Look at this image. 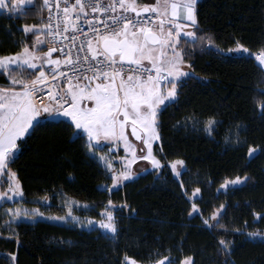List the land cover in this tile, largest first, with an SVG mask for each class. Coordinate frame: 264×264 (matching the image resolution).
I'll use <instances>...</instances> for the list:
<instances>
[{
	"label": "trees",
	"instance_id": "16d2710c",
	"mask_svg": "<svg viewBox=\"0 0 264 264\" xmlns=\"http://www.w3.org/2000/svg\"><path fill=\"white\" fill-rule=\"evenodd\" d=\"M44 14L42 0L0 12V59L33 45L29 30ZM194 31L179 48L195 74L156 117L159 170L112 187L109 162L66 118L37 122L6 167L26 202L48 198L57 212L69 196L95 219L112 210L115 232L47 220L8 232L0 224V264H264V64L242 51L264 50V0H199ZM207 41L225 53L202 49ZM209 119L211 136L192 127ZM177 160L181 181L169 167Z\"/></svg>",
	"mask_w": 264,
	"mask_h": 264
},
{
	"label": "crops",
	"instance_id": "0c3cea01",
	"mask_svg": "<svg viewBox=\"0 0 264 264\" xmlns=\"http://www.w3.org/2000/svg\"><path fill=\"white\" fill-rule=\"evenodd\" d=\"M198 1L199 0H128V6L131 9L149 8L150 10L158 12L164 19V22L157 24L150 31L158 34L159 38L154 39L150 36L148 39L146 37L147 42L144 44L141 52L138 53L137 50L135 52V59L154 65L166 74L160 93H157L159 88L158 79L142 81L125 76L95 79L90 82L86 81L68 87L72 96L84 97L88 101L84 106L77 107L79 110L82 109L91 116L96 113L95 119H90L85 123V132H82L79 123L73 119H69V115L67 119L74 123L86 136L90 147L92 150L94 149L96 151L100 160H107L109 162L112 160L110 158L111 153H117L115 142L116 139H120L117 133H108V129L105 127V119L112 118L120 130L121 124L123 123L117 121V115L121 108V104L124 105L125 115L146 131L144 141L149 133L147 124L151 123L156 136L155 143L159 142L156 123H154L152 116L157 114L166 103L172 101L175 97L177 84L180 81L189 75L195 74L191 65L184 61L179 44L182 39L194 40L196 37L194 30L196 28V4ZM22 4L26 7L32 6L34 0H1L0 12L10 9L15 12L22 11ZM29 31H34L36 34L33 45L31 47L26 46L17 54V66L10 67L8 64L7 66H0V72L3 71L6 74V81L0 80V84L2 85L15 81V77H9V73L12 71L14 72V69H16V73L22 76L17 81L18 85L23 86L22 89L15 90L11 88L10 90L0 86V92L9 90L13 93V97L18 95L21 98V100L15 104L14 112L8 116V122L18 120L22 112H24L26 116L24 119H19L17 127L12 132V135L16 136V145L14 146L16 153L18 151V141L29 134L33 126L42 120L34 106L30 91L32 88L47 84L52 80L49 78L51 74L49 66L47 67L43 64L39 66L36 61L32 60L35 54L42 55L45 58L47 52L46 28H44L43 25H39L31 27ZM114 39L121 41L124 38ZM92 46L95 48L96 44L92 42ZM112 46H115V43H113ZM19 65L20 69L17 72ZM35 66L37 68L35 69V77L31 81L23 80V76L27 74L22 73L21 70L23 68L31 70L33 67L35 68ZM139 98L145 100V103L137 104L136 99ZM0 107H2V105H0ZM149 114H151V120L147 119ZM124 125L127 127L126 124ZM125 129H127L125 130L126 140L132 138L129 128L127 127ZM109 137H112V140H110ZM132 140H127L132 144H128L126 147L120 146L123 150L122 155H124L125 158L131 156L132 153L136 151L137 145L133 142L134 140ZM12 148L13 147L9 145L4 147L6 151H10Z\"/></svg>",
	"mask_w": 264,
	"mask_h": 264
},
{
	"label": "built area",
	"instance_id": "2783aa9c",
	"mask_svg": "<svg viewBox=\"0 0 264 264\" xmlns=\"http://www.w3.org/2000/svg\"><path fill=\"white\" fill-rule=\"evenodd\" d=\"M43 8L47 52L45 58L35 54L32 60L39 66H49L52 80L30 91L41 119L67 118L72 109L84 106L88 101L72 96L68 87L95 79L118 76L142 81L158 79L157 93H160L166 77L164 72L139 59L134 63L126 62L102 47L106 38H124L140 53L147 42L145 34L164 22L158 12L136 13L128 6V0H43ZM202 49L220 51L210 41ZM250 56L264 63V50ZM8 63L16 66L17 54H11ZM57 67L59 70L52 73ZM0 86L22 89L10 84ZM136 102L141 100L136 99ZM124 109L121 104L118 122L129 120Z\"/></svg>",
	"mask_w": 264,
	"mask_h": 264
},
{
	"label": "rangeland",
	"instance_id": "374dc122",
	"mask_svg": "<svg viewBox=\"0 0 264 264\" xmlns=\"http://www.w3.org/2000/svg\"><path fill=\"white\" fill-rule=\"evenodd\" d=\"M28 7L22 4V11L26 10ZM10 11L12 10L10 9ZM42 25L44 28H46L44 21H42ZM0 66L2 67L7 66L5 58L1 59ZM19 69H20V65L18 67V70ZM35 69H37L36 66L35 68L33 67V69L31 70L36 72ZM24 76H23V80L27 81L28 76L27 75ZM9 77L10 78L15 77L14 78L15 81L10 82L12 85L22 86V85H18L17 82L18 79L22 77L19 73L12 71L11 73H9ZM13 96H14L13 93H11L9 90L6 92H0V105H2V107H0V224L1 226L6 231L13 232L15 224L21 221L34 222L37 220H47L65 225H70L73 227H77L79 229L92 230L97 228L100 231L113 234L115 232V214L112 210L104 211L103 217L101 219H95L90 214L88 203L75 199L73 197L65 196V198H63V203L60 206H58L60 210L57 212H53L50 210L51 202L48 198L37 199L35 203H28L25 201L23 193L17 181L15 180L14 176L5 173L9 161L12 160L13 157L16 155V149L14 148V146L16 145L15 144L16 136L12 135V132L17 127V123L19 119L20 118L24 119L26 117L25 113L22 112L18 120L8 122V116L14 112L15 104L21 100L20 96L18 95L16 97ZM138 100H141V102H136L137 104L145 103V100L141 98H139ZM78 110H79L78 108L72 109L69 112V119L70 120L73 119L74 121L79 123L82 128L81 129L82 132H85L86 130L84 126L85 123L90 119H95L96 113L91 116L82 109H80L79 111ZM147 119L151 120V114L148 115ZM152 119L154 123H156V118L154 116H152ZM105 121H106L105 127L108 129V133L111 134L117 133L120 139V140L116 139L115 144H116L117 153L116 154L111 153L110 158L112 160L109 161V166H108L109 174L113 180L112 187L122 184L126 180L133 179L136 175L140 173L149 170H159L163 166L162 161L155 154L154 149L156 144L155 143L156 136L151 123L147 124L149 133L146 136L145 141L143 139L141 142H136L133 138L127 139L129 141L133 139L134 141L133 140L132 141L136 143L137 148L136 151H134L131 156L125 158V156L122 155L123 150L122 148H120V146L126 147L128 146V144L129 145L132 144L126 140L125 130L127 129L125 128L127 127H125L123 123L121 124L120 127L121 129L119 130L112 118H107L105 119ZM215 126H216V121L213 119L204 120V121L196 120L192 123L193 128L201 129L205 134L209 136L213 134V130L215 129ZM109 139L112 140V137H109ZM6 145H9L13 148L10 151H6L4 149ZM169 167L173 171L176 178L179 181H181L179 174L184 168L183 161L177 160L174 163L170 162ZM241 181L242 180L236 179L230 181L227 184L233 185ZM106 186H107L106 184L102 185V187H106ZM155 264H163V263H155Z\"/></svg>",
	"mask_w": 264,
	"mask_h": 264
},
{
	"label": "water",
	"instance_id": "95a60500",
	"mask_svg": "<svg viewBox=\"0 0 264 264\" xmlns=\"http://www.w3.org/2000/svg\"><path fill=\"white\" fill-rule=\"evenodd\" d=\"M136 13H143L150 11L149 8H143V9H133ZM152 36L154 39H158L159 36L156 33L148 32L146 33V37L149 39V37ZM115 43V46H112V44ZM102 47L111 53L112 55H115L117 53H123L122 54V60L128 61V62H135V52L136 47L130 45L126 39H123L121 41H117L114 38H106L103 40ZM59 70V67H57L53 73L57 72ZM127 127L129 128L130 134L132 138L136 142H141L144 139V132L143 129L140 128L135 122L128 121Z\"/></svg>",
	"mask_w": 264,
	"mask_h": 264
},
{
	"label": "bare ground",
	"instance_id": "6f19581e",
	"mask_svg": "<svg viewBox=\"0 0 264 264\" xmlns=\"http://www.w3.org/2000/svg\"><path fill=\"white\" fill-rule=\"evenodd\" d=\"M150 11H153V10H150ZM150 11H148V12H150ZM143 13H147V12H143ZM45 15V14H44ZM242 51L243 52H246L247 53V55H249L250 56V52H248L247 50H245V49H243L242 48ZM215 52H222V53H225L224 51H219V50H215ZM122 54L123 53H117V54H115V55H120L121 57H122ZM251 57V56H250ZM136 60V59H135ZM255 60H257L256 58H255ZM259 61V60H258ZM126 62H128V61H126ZM130 63H134V62H130ZM49 119H54V118H49Z\"/></svg>",
	"mask_w": 264,
	"mask_h": 264
}]
</instances>
